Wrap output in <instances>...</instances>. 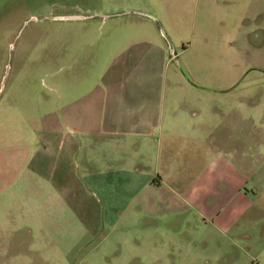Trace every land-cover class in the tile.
Segmentation results:
<instances>
[{
    "label": "rangeland",
    "instance_id": "1",
    "mask_svg": "<svg viewBox=\"0 0 264 264\" xmlns=\"http://www.w3.org/2000/svg\"><path fill=\"white\" fill-rule=\"evenodd\" d=\"M140 1L155 18L137 14V0H0V264H262L264 0ZM144 40L163 47L161 70H137L164 80L138 89L151 94L163 82L164 105L186 109L189 137L176 146L190 182L210 174L217 185L208 202L229 193L212 173L229 154L213 150L209 135L235 151L251 206L232 236L192 206L165 208L159 193L152 197L164 207L138 209L133 146L64 127L74 101L79 122L98 119L104 85L130 72L127 47L144 53ZM57 136L74 138L72 157L52 146Z\"/></svg>",
    "mask_w": 264,
    "mask_h": 264
},
{
    "label": "crops",
    "instance_id": "2",
    "mask_svg": "<svg viewBox=\"0 0 264 264\" xmlns=\"http://www.w3.org/2000/svg\"><path fill=\"white\" fill-rule=\"evenodd\" d=\"M147 6L145 2L137 0V14L155 18L154 14L144 9L148 8ZM139 45L146 46L144 53L137 52V43L127 47V50H134L132 56L135 59V63H132L130 72L121 75L119 78L113 77L112 80H108H111L110 82L104 85L105 93L103 94L102 102H98V119L85 123L79 122L78 115H76L79 101H74L67 108V112L70 114V121L64 119V127L73 131V135L76 133L85 137L97 135L105 138L111 144L118 143L133 146L132 155L137 160V162L134 161L136 165L133 167L137 170L136 172L130 171L129 174L137 175L138 209L143 210L147 205L149 209L161 206L159 202L155 203L152 197V194L155 196V193H159V199L167 203L165 208L178 202L185 204L181 205L182 207L192 206L197 210L198 214L205 218L204 220H210L218 232L224 235L229 233L232 236L231 232H236L238 228L239 219L245 215L249 206H251L248 200H245V194L241 192V182L237 180V178L242 177L239 169H237V166H232L233 162L231 160L235 158V151L231 146L230 148L222 149L221 145H216L213 137L209 135L208 142L210 146L214 145L213 150H216L217 153L221 151L229 154L228 158L223 157L221 154L218 155V161L214 163V170L212 169V173L216 172L224 176V186H226L229 193L225 194L223 199L208 202L207 196H209L210 192L216 190L217 185L208 182L210 174L207 175L205 181L203 175L198 180L190 182L189 179H191L193 174L189 170L190 162L188 156H185L180 151L181 149L176 146V141H180L178 137L182 136L185 140L189 137V134H184L188 127L186 109L174 106L166 107L164 105L166 102V91L161 88L164 84L163 82L160 84V89L151 94H143L138 89L140 87L139 83L149 80L150 77L155 80H164L160 79L162 72L149 75L143 71L145 66L150 69L156 59L163 60V47L149 40L141 41ZM137 64H144L141 69L143 72L137 70ZM155 64L153 68L158 71L161 70L155 67ZM230 90L231 88L219 89L215 90V92L226 93ZM180 110L182 113H179ZM60 112L62 113V111ZM61 126V124H56L53 120L49 128L51 131L54 130V134H58V129ZM198 137L196 136V138ZM42 140L46 142L48 149L51 141ZM58 140L59 142L52 146L58 147L59 154L64 149L63 151H66L67 157H72L76 146L74 138L69 140H65L64 136L52 138L54 142ZM204 140L205 138L201 141L204 142ZM20 150H22L20 152L22 165L25 167L29 165L27 163L28 151L25 148ZM176 150L179 151V155L175 154ZM193 150L197 154L198 149L195 146ZM154 151L157 152L156 155H153ZM153 157L155 161L152 160ZM60 160L56 159L55 161L58 162ZM133 167L131 166V168ZM21 169L22 171L25 170ZM122 169L124 167L121 166L119 170ZM234 236L249 239L247 234ZM261 237L264 241V236L262 235ZM261 256L263 258L262 264H264V249ZM252 264L260 263L256 260Z\"/></svg>",
    "mask_w": 264,
    "mask_h": 264
}]
</instances>
